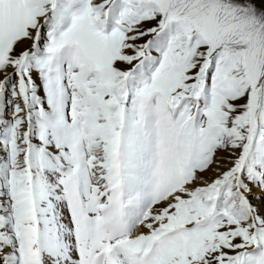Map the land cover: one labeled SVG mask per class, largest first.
Wrapping results in <instances>:
<instances>
[{
    "label": "snow or ice",
    "instance_id": "1",
    "mask_svg": "<svg viewBox=\"0 0 264 264\" xmlns=\"http://www.w3.org/2000/svg\"><path fill=\"white\" fill-rule=\"evenodd\" d=\"M0 264H264V0H0Z\"/></svg>",
    "mask_w": 264,
    "mask_h": 264
}]
</instances>
